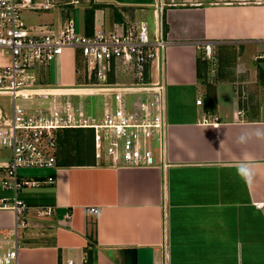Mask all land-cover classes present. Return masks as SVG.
<instances>
[{
	"label": "crops",
	"instance_id": "crops-1",
	"mask_svg": "<svg viewBox=\"0 0 264 264\" xmlns=\"http://www.w3.org/2000/svg\"><path fill=\"white\" fill-rule=\"evenodd\" d=\"M54 1L45 21L26 12V25L57 31L68 20L74 23L76 9L83 35L145 21L148 12L154 25L157 20L158 0ZM171 1L175 5L160 12L168 42L162 75L168 123L164 160L156 153L150 168L113 167L105 156L95 158L92 134L80 132L68 153L71 166L26 178L51 176L54 185L18 193L28 207L18 264H264V60H254L257 47H264V3L165 0ZM206 41L213 43L216 57L254 49L252 66H218L211 83L198 47ZM63 55L69 71L81 68L77 53ZM6 62L0 56V64ZM72 62L80 66L71 70ZM41 73L44 80L45 70ZM8 159L9 153L0 157V182ZM5 192L0 184V198ZM40 208H50L51 215L39 217ZM91 208L97 214L89 213ZM14 223L11 211L0 210V232Z\"/></svg>",
	"mask_w": 264,
	"mask_h": 264
},
{
	"label": "built area",
	"instance_id": "built-area-1",
	"mask_svg": "<svg viewBox=\"0 0 264 264\" xmlns=\"http://www.w3.org/2000/svg\"><path fill=\"white\" fill-rule=\"evenodd\" d=\"M79 3L80 0H70L68 4ZM171 3L158 0L151 34L148 24L139 20L83 35L76 31L72 20L57 31H34L26 25V12L50 11L57 4L54 0H0V56L7 58L0 64V97L9 99L8 109L0 106V150L9 152L0 184L11 194L0 198V210L11 211L15 222L12 229L0 232V264H18L21 231L27 227L28 211L18 193L41 184H55L51 176L26 179L18 171L58 168V136L64 130L91 131L95 158L105 156L113 167H153L155 152L164 160L168 123L162 75L168 42L160 12L175 5ZM213 46L210 41L198 44L211 83L215 82L218 67ZM66 50L81 57L76 74L83 84L41 85V72ZM254 60H264V52ZM117 76L126 78V83H112ZM92 80L94 83L87 84ZM80 89L83 92H76ZM93 96L103 98L99 119L82 104L73 102ZM201 102L200 98L196 100L197 105ZM51 212L50 208H40L37 214L43 217ZM97 212L89 210L91 214ZM66 264L74 263L70 260Z\"/></svg>",
	"mask_w": 264,
	"mask_h": 264
},
{
	"label": "rangeland",
	"instance_id": "rangeland-1",
	"mask_svg": "<svg viewBox=\"0 0 264 264\" xmlns=\"http://www.w3.org/2000/svg\"><path fill=\"white\" fill-rule=\"evenodd\" d=\"M181 1L182 0H176V2H181ZM37 14L38 15L36 17L37 18L39 17V20H43V21H45V19L48 16V14L46 12H41V13H37ZM72 18L74 20V25H75L76 31L80 32V30H79L80 29L79 28L80 27V11H78L76 9L73 13ZM145 21L148 24L149 32L151 34L152 30L154 29V23L152 21L151 12H148L145 15ZM257 51H259V53H261V52L263 53L264 47H262V46L257 47ZM257 51H254V49H249L247 51H244L243 54H240L236 50L235 51H229L228 53L217 57V64H218V66H226L227 68L230 67L231 69H233V67H236V68L239 67V65L242 62H246L248 65L250 64L252 66V63L250 61V57L254 53H256ZM71 52H73V51H71ZM238 56H240L241 59H239ZM56 63L57 62L51 63L49 65L48 69H45L44 80L39 81V83H41V85L49 86V87H56V86H78V85L83 84V81L80 78H78V76L76 74L75 67H74V66H76V69H77L80 66V63L76 64L75 62H72L73 66H71V70H72V67H74L73 71H69L70 66L68 67V65L70 62L66 59V55H63L60 67H58ZM234 63H235V65H234ZM39 71H40V69L37 70V77H38ZM92 83H94V80H92V82H87V84H92ZM201 101H202V99H201ZM73 102L75 103V105H77L78 103L82 104L88 113L94 114V117L96 119H99L101 117L102 102H103L102 97H100V96L85 97V98H81L80 100L74 99ZM8 103H9V99L4 98V97H0V106L1 107H3L4 109H8ZM71 146H73V140L72 139L69 141V144L67 145L68 153L72 150ZM8 153H9L8 151H0V157L2 159L4 157L6 158ZM69 155H71V154H69ZM153 159H154V163H155L156 152L153 155ZM49 172H50V169H23V170H19L18 174L20 176H23L24 178H29V177H35L37 175H46L47 176ZM4 195L9 197L11 194L9 192H5Z\"/></svg>",
	"mask_w": 264,
	"mask_h": 264
},
{
	"label": "trees",
	"instance_id": "trees-1",
	"mask_svg": "<svg viewBox=\"0 0 264 264\" xmlns=\"http://www.w3.org/2000/svg\"><path fill=\"white\" fill-rule=\"evenodd\" d=\"M94 9L86 11V17L87 20L91 19L93 17ZM164 32L166 33V26L164 24ZM80 132H83V134H91L89 130H64L61 134L58 136V145H59V152L57 153V163L60 167H69L71 166L67 160L68 158V150L66 146L69 144V141L72 139L73 142L77 141L81 134ZM89 244H93L94 240L92 235L88 236Z\"/></svg>",
	"mask_w": 264,
	"mask_h": 264
},
{
	"label": "bare ground",
	"instance_id": "bare-ground-1",
	"mask_svg": "<svg viewBox=\"0 0 264 264\" xmlns=\"http://www.w3.org/2000/svg\"><path fill=\"white\" fill-rule=\"evenodd\" d=\"M62 92H67V90H62ZM76 92H83V90H79V91H76Z\"/></svg>",
	"mask_w": 264,
	"mask_h": 264
}]
</instances>
